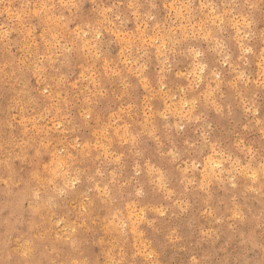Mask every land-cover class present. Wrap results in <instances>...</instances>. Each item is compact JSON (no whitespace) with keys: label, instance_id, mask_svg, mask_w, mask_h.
<instances>
[{"label":"clouds","instance_id":"obj_1","mask_svg":"<svg viewBox=\"0 0 264 264\" xmlns=\"http://www.w3.org/2000/svg\"><path fill=\"white\" fill-rule=\"evenodd\" d=\"M0 264H264V0H0Z\"/></svg>","mask_w":264,"mask_h":264}]
</instances>
